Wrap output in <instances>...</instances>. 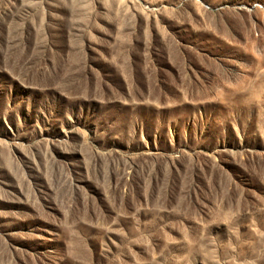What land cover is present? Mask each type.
<instances>
[{
  "label": "rangeland",
  "instance_id": "obj_1",
  "mask_svg": "<svg viewBox=\"0 0 264 264\" xmlns=\"http://www.w3.org/2000/svg\"><path fill=\"white\" fill-rule=\"evenodd\" d=\"M0 264H264V0H0Z\"/></svg>",
  "mask_w": 264,
  "mask_h": 264
}]
</instances>
